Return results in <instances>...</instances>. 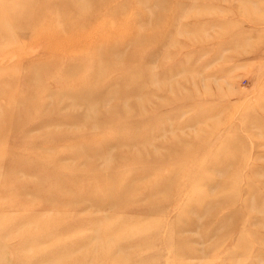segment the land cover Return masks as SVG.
Instances as JSON below:
<instances>
[{
    "label": "rangeland",
    "instance_id": "374dc122",
    "mask_svg": "<svg viewBox=\"0 0 264 264\" xmlns=\"http://www.w3.org/2000/svg\"><path fill=\"white\" fill-rule=\"evenodd\" d=\"M0 264H264V0H0Z\"/></svg>",
    "mask_w": 264,
    "mask_h": 264
},
{
    "label": "bare ground",
    "instance_id": "6f19581e",
    "mask_svg": "<svg viewBox=\"0 0 264 264\" xmlns=\"http://www.w3.org/2000/svg\"><path fill=\"white\" fill-rule=\"evenodd\" d=\"M59 41L61 42V43H67V42H72V35H70V36H67V35H65V34H62V35H60L59 36ZM72 38V39H71ZM107 37L105 36V34L104 33H99V35L97 36V39H99V40H102L103 41V43H108L109 42V40L108 39H106ZM76 42V41H75ZM74 42V43H75ZM38 46V45H37ZM47 46H48V48H52L53 47V45H52V42H49V43H47ZM56 53H53L52 55H50L49 57H47V56H45L44 54V57H42V60H44L45 61V64L47 65H51V64H53V63H57V62H59L60 60H62L64 57H65V54H62L60 51H55ZM102 52H103V50L101 49V47H98L97 48V50H96V53H97V55H102ZM18 65V64H17Z\"/></svg>",
    "mask_w": 264,
    "mask_h": 264
}]
</instances>
